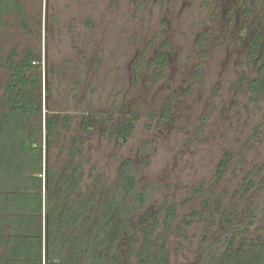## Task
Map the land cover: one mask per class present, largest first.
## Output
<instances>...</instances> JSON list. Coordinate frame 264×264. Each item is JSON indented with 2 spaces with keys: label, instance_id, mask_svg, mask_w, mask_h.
<instances>
[{
  "label": "rangeland",
  "instance_id": "rangeland-1",
  "mask_svg": "<svg viewBox=\"0 0 264 264\" xmlns=\"http://www.w3.org/2000/svg\"><path fill=\"white\" fill-rule=\"evenodd\" d=\"M21 4L24 21L19 11L2 16L0 106L7 58L14 50L16 63L31 52L42 111L28 122L42 124L43 170L60 172L73 147L82 172L73 197L93 195L96 210L131 160L149 201L119 243V264H138L140 220L163 204L177 213L168 228L160 218L152 237L166 264H198L207 246L218 254L232 234L233 248L264 243V86L257 95L250 88L264 68V0ZM54 114L70 119L46 151L45 119ZM128 122L133 130L122 138Z\"/></svg>",
  "mask_w": 264,
  "mask_h": 264
},
{
  "label": "trees",
  "instance_id": "trees-1",
  "mask_svg": "<svg viewBox=\"0 0 264 264\" xmlns=\"http://www.w3.org/2000/svg\"><path fill=\"white\" fill-rule=\"evenodd\" d=\"M12 11H19L24 21L21 0H0V27L2 16ZM15 54L13 50L6 60L10 74L0 106V264H119V243L133 232L134 215L146 207L149 193L139 187L130 159L121 163L117 185L107 191L96 210L93 195L79 200L73 197L82 181L79 166L73 165V147L60 172L51 167L43 170L42 124L28 122L42 111L35 94L41 89L40 65L33 63L31 52L16 63L12 60ZM160 58L164 65L166 55ZM263 86L264 68L250 88L257 95ZM69 119L59 114L46 117V151L50 150L51 137L59 135L58 126L67 129ZM87 120L86 125L91 126ZM132 130L133 124L128 122L119 135L127 138ZM226 163L221 164L219 176ZM176 215L173 205L163 204L154 216L146 212L141 218L143 239L135 253L138 264H166L164 245L160 238L153 242L152 237L160 218L168 228ZM130 241L134 244L135 237ZM227 241L224 251L212 254L204 240L207 247L198 264H264L263 242L233 248V234ZM133 254L134 248L129 246L127 256ZM126 264H130L128 260Z\"/></svg>",
  "mask_w": 264,
  "mask_h": 264
}]
</instances>
